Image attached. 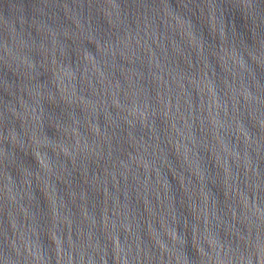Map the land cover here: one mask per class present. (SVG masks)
Here are the masks:
<instances>
[{
	"label": "water",
	"instance_id": "obj_1",
	"mask_svg": "<svg viewBox=\"0 0 264 264\" xmlns=\"http://www.w3.org/2000/svg\"><path fill=\"white\" fill-rule=\"evenodd\" d=\"M0 264H264V0H0Z\"/></svg>",
	"mask_w": 264,
	"mask_h": 264
}]
</instances>
